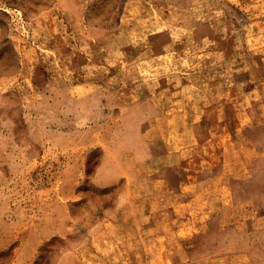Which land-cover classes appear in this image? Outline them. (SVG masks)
Listing matches in <instances>:
<instances>
[{
    "label": "rangeland",
    "instance_id": "1",
    "mask_svg": "<svg viewBox=\"0 0 264 264\" xmlns=\"http://www.w3.org/2000/svg\"><path fill=\"white\" fill-rule=\"evenodd\" d=\"M0 264H264V0H0Z\"/></svg>",
    "mask_w": 264,
    "mask_h": 264
}]
</instances>
